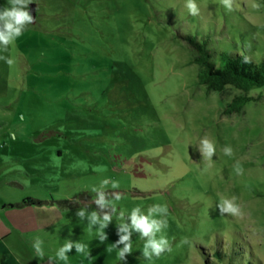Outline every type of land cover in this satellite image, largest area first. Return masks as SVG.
<instances>
[{
	"label": "rangeland",
	"instance_id": "rangeland-1",
	"mask_svg": "<svg viewBox=\"0 0 264 264\" xmlns=\"http://www.w3.org/2000/svg\"><path fill=\"white\" fill-rule=\"evenodd\" d=\"M196 3L193 16L185 0H32L35 23L0 51L14 60H0V208L13 205L0 215L12 256L0 264H48L68 239L91 257L73 249L67 264H264V87L225 115L244 93L208 92L182 38L207 42L219 68L224 52L261 62L264 0H233L231 11L221 0ZM205 136L216 146L211 161L198 151ZM105 179L119 181L104 191L121 199L101 243L76 211L98 210L91 189ZM29 197L42 203L16 206ZM233 197L242 216H220V199ZM154 204L169 209L172 251L145 260L134 232L132 253L118 260L107 248L119 238V212Z\"/></svg>",
	"mask_w": 264,
	"mask_h": 264
},
{
	"label": "clouds",
	"instance_id": "clouds-1",
	"mask_svg": "<svg viewBox=\"0 0 264 264\" xmlns=\"http://www.w3.org/2000/svg\"><path fill=\"white\" fill-rule=\"evenodd\" d=\"M32 0H8L7 5L0 8V51L7 52L9 46L18 39L27 28L28 25L35 23V17L32 11L29 10V5ZM223 6L231 11L233 9V0H221ZM185 7L190 15L196 16L199 14V7L196 0H185ZM258 8L259 5H253ZM244 62L248 63L247 57H244ZM0 60H4L9 66L14 63L10 57L0 55ZM198 151L201 153L204 161H211L216 155L215 144L205 136L198 145ZM224 155L232 157L234 151L231 146H225L223 149ZM233 170L237 176L243 175L244 169L240 161H237L233 166ZM204 171H207L205 167ZM111 185L113 190L120 187L119 181L107 179L103 180L99 187H93L91 191L95 193L93 202L98 210L88 211L87 208H79L76 211V216L79 220H87L88 230L96 229L97 238L101 243L108 239L105 229L112 222L113 213L116 212L115 201L121 199V194L117 191H104L108 185ZM235 197L221 198L216 207L219 210L220 216L230 215L233 217L242 216L241 207L235 203ZM169 209L167 205L154 204L147 209V213L142 212L140 207H135L131 210L130 215L125 218L123 211L119 212L118 218L122 221L117 225L118 240L109 245L107 251L113 248L118 249L117 259L126 261L127 256L132 253V235L139 234V239L144 241L142 248V256L145 260L151 261L153 257H160L163 253L171 252L172 248L164 230L168 227ZM183 243H188L185 239ZM43 241L36 238L32 243V248L38 258H44ZM75 249L77 254L83 255L85 258L91 257V252L88 250V245L80 241L73 242L68 239L59 247L55 254V259L49 258L48 264H56L57 261H63L67 264L69 253Z\"/></svg>",
	"mask_w": 264,
	"mask_h": 264
},
{
	"label": "trees",
	"instance_id": "trees-1",
	"mask_svg": "<svg viewBox=\"0 0 264 264\" xmlns=\"http://www.w3.org/2000/svg\"><path fill=\"white\" fill-rule=\"evenodd\" d=\"M182 38L188 42L193 50L192 62L199 66L198 83L204 85L208 92L216 91L223 96L228 87L241 90L244 94L235 96L226 105L223 113L231 115L243 112L247 102L254 99L248 95V92L255 86L264 87V60L255 62L248 58L249 62L245 63L243 58L246 56L224 52L221 54L224 64L219 68L212 61L207 42H199L190 36H183ZM41 203V200L29 197L17 203L16 206L24 207ZM12 206V204L4 205V207ZM248 264L254 263L249 262Z\"/></svg>",
	"mask_w": 264,
	"mask_h": 264
},
{
	"label": "crops",
	"instance_id": "crops-1",
	"mask_svg": "<svg viewBox=\"0 0 264 264\" xmlns=\"http://www.w3.org/2000/svg\"><path fill=\"white\" fill-rule=\"evenodd\" d=\"M5 204L6 203L4 202L3 205H2V207L0 208L1 209L0 210V215L2 214L3 210L5 209V207H4ZM4 232H5V230L3 229V226L0 224V255L1 254H7L8 253L9 254V257L12 258L10 252L7 249L2 248V247H5L3 244H1L2 240H4V238L8 236ZM2 264H6L5 260L2 261Z\"/></svg>",
	"mask_w": 264,
	"mask_h": 264
},
{
	"label": "water",
	"instance_id": "water-1",
	"mask_svg": "<svg viewBox=\"0 0 264 264\" xmlns=\"http://www.w3.org/2000/svg\"><path fill=\"white\" fill-rule=\"evenodd\" d=\"M30 11H32V14L36 17V5H32Z\"/></svg>",
	"mask_w": 264,
	"mask_h": 264
}]
</instances>
